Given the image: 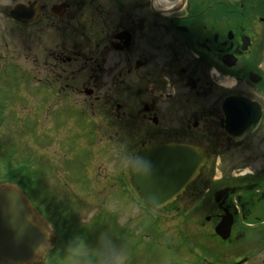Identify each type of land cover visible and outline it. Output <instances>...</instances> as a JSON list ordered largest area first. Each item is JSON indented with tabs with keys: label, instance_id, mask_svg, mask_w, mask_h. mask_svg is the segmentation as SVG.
Instances as JSON below:
<instances>
[{
	"label": "flooded vegetation",
	"instance_id": "1",
	"mask_svg": "<svg viewBox=\"0 0 264 264\" xmlns=\"http://www.w3.org/2000/svg\"><path fill=\"white\" fill-rule=\"evenodd\" d=\"M243 99L256 103L246 116L260 118L251 132L244 121L228 128L226 101L243 107ZM14 111L36 116L34 161L27 156L16 170ZM129 125L148 129L124 142L119 133ZM87 127L97 131L90 145L80 137ZM157 144L205 156L184 194L210 173L204 219L212 230L197 235L212 242V263L264 264V0H0V185L22 176L20 186L53 224L39 264L86 261L88 228L75 227L85 221L77 208L95 200L74 195L75 151L92 155L78 176L84 195L104 199L93 188L103 185L112 201L138 204L131 166ZM101 154L117 166L96 179L100 169L86 159ZM46 192L52 199L42 198ZM77 246L80 255L70 251Z\"/></svg>",
	"mask_w": 264,
	"mask_h": 264
},
{
	"label": "rangeland",
	"instance_id": "2",
	"mask_svg": "<svg viewBox=\"0 0 264 264\" xmlns=\"http://www.w3.org/2000/svg\"><path fill=\"white\" fill-rule=\"evenodd\" d=\"M35 128L36 116L34 112H11L9 130L12 137L10 145L12 162L10 164L13 170L21 165L20 162L27 161V156L32 158L31 162L34 161L36 149ZM116 129V126H114L111 128L112 131L108 130L106 135H114ZM147 129L148 127L139 128L134 125L124 126L121 128L119 135L123 136L124 142L136 143L139 134ZM95 131L96 129L87 127L85 134H80V137L85 135L90 145V140H93ZM161 139L156 138L154 141H160ZM74 141L77 146V137ZM138 144L141 145L140 142ZM90 148L92 150L94 148L98 149V146L92 144ZM83 152L84 150L81 148V154L75 151L76 160L73 175L75 176V188H73V191L75 196L80 195L89 198L90 201L93 199L95 201L90 202V205L88 204L84 208H77V212L84 217L85 221L80 220L75 227L84 228L83 225L88 226L91 221L87 231L88 235H86L89 248L84 255L85 262L73 260L70 264H94V261L99 258L102 239L109 240L116 249L126 252L129 258L128 264H210L206 263L210 261L209 252L207 253L204 249L210 247L212 242L206 240L209 238L203 237L201 239L202 237L197 235L200 231L210 232L212 230L211 224L204 219L211 211V193L209 192L210 189H207L211 188V175L209 172L201 177V182L180 198L175 207L162 209L161 212L150 211L142 206L139 207L135 203L127 204L112 201V193L110 194L104 189L103 185L95 187V184L93 188L102 192L104 199H107L104 205V199L101 198V195L96 197L94 192L90 196L87 195V191L84 192L85 195L82 193L85 189V183L79 180L78 176L82 174L85 167V158H91L92 156L90 152L82 155ZM125 152L124 148L123 153L125 154ZM106 158L108 159L104 160L105 154H101L95 159V162L86 159V163H91L90 167L95 168V171L97 168L100 169L96 172L98 174L96 179H99L107 171L109 163H114L117 166V162L113 158L108 156ZM44 173L47 174V167L44 168ZM91 173L95 174L94 170ZM36 176V172H33L32 169L28 171L29 182L35 183ZM19 177L17 176V178ZM51 179L52 177L47 183H50ZM31 191H33V196L41 199V193L38 189L33 187ZM54 193L58 194L60 199H62L60 194H64L59 193V191ZM43 194L42 198L52 199L51 192ZM137 198L141 201L139 194ZM49 214L51 215V211ZM96 214L97 217L94 219L93 216ZM68 216L69 218L72 217V213Z\"/></svg>",
	"mask_w": 264,
	"mask_h": 264
},
{
	"label": "water",
	"instance_id": "3",
	"mask_svg": "<svg viewBox=\"0 0 264 264\" xmlns=\"http://www.w3.org/2000/svg\"><path fill=\"white\" fill-rule=\"evenodd\" d=\"M243 101V107L238 106L240 103L226 101L228 128H244L239 126L244 121L246 132H251L260 118L247 117L248 108L255 107L256 103ZM202 162H205L203 153L189 146L156 145L139 155L132 168L133 181L146 206L160 210L183 194ZM226 226L222 222L220 232H224L221 228ZM52 238L50 223L20 188L14 184L0 186V264H36L44 257Z\"/></svg>",
	"mask_w": 264,
	"mask_h": 264
},
{
	"label": "clouds",
	"instance_id": "4",
	"mask_svg": "<svg viewBox=\"0 0 264 264\" xmlns=\"http://www.w3.org/2000/svg\"><path fill=\"white\" fill-rule=\"evenodd\" d=\"M70 251L75 252L77 255L82 254L81 246H77L76 249ZM128 260L126 252L116 249L109 240L102 239L99 258L94 261V264H128Z\"/></svg>",
	"mask_w": 264,
	"mask_h": 264
}]
</instances>
